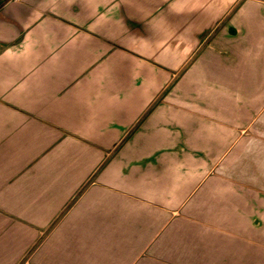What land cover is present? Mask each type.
Masks as SVG:
<instances>
[{"label": "crops", "instance_id": "1", "mask_svg": "<svg viewBox=\"0 0 264 264\" xmlns=\"http://www.w3.org/2000/svg\"><path fill=\"white\" fill-rule=\"evenodd\" d=\"M263 108V0H4L0 264H264L256 200L196 212Z\"/></svg>", "mask_w": 264, "mask_h": 264}, {"label": "rangeland", "instance_id": "2", "mask_svg": "<svg viewBox=\"0 0 264 264\" xmlns=\"http://www.w3.org/2000/svg\"><path fill=\"white\" fill-rule=\"evenodd\" d=\"M3 1L0 0V6ZM188 68L181 71L169 84L168 91L162 97V101H165L171 94L175 102L182 100L183 95L186 96V100L193 99L195 101H197L198 95L204 97L205 94L197 92L196 78L187 75ZM252 113V117H248V112L246 113L247 123L243 125L246 131L244 138L225 158L219 172L215 175L217 179L214 183L203 191L201 195L203 203L197 206L196 212L200 208L209 211L210 208L216 206L215 202H220V200L226 203L218 206L220 209L217 211L230 212L234 206L229 205L227 200L251 198L256 200L251 205L252 210L247 206L253 228L264 232V108L254 109ZM116 152L108 158L109 161ZM255 240L264 246V236L255 238Z\"/></svg>", "mask_w": 264, "mask_h": 264}, {"label": "trees", "instance_id": "3", "mask_svg": "<svg viewBox=\"0 0 264 264\" xmlns=\"http://www.w3.org/2000/svg\"><path fill=\"white\" fill-rule=\"evenodd\" d=\"M263 1H264V0H263ZM167 91H168V90H167ZM167 91H166L165 93H163V95L160 97V99L157 101V103L153 106V108L156 107L159 103H161V101H162V97H164V95L167 93ZM125 141H126V140H124V141L121 143V145H120L119 147H121V146L125 143ZM108 163H109V159L104 163V165L101 167L100 171H101L102 169H104ZM100 171H99V172H100ZM58 222H59V221H57V222L55 223V225L58 224ZM55 225H54L53 227H55Z\"/></svg>", "mask_w": 264, "mask_h": 264}]
</instances>
